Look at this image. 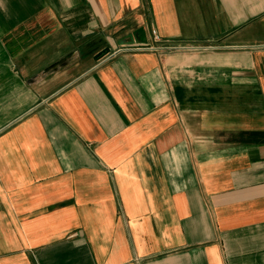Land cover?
<instances>
[{
    "label": "crops",
    "instance_id": "0c3cea01",
    "mask_svg": "<svg viewBox=\"0 0 264 264\" xmlns=\"http://www.w3.org/2000/svg\"><path fill=\"white\" fill-rule=\"evenodd\" d=\"M0 264H264V0H0Z\"/></svg>",
    "mask_w": 264,
    "mask_h": 264
},
{
    "label": "built area",
    "instance_id": "2783aa9c",
    "mask_svg": "<svg viewBox=\"0 0 264 264\" xmlns=\"http://www.w3.org/2000/svg\"><path fill=\"white\" fill-rule=\"evenodd\" d=\"M153 43H144V42H137L133 40L132 42L125 43L121 45L117 50L112 53H109V57L114 56L119 53L124 52H187V51H197L200 49H204L207 47H202L194 44L188 43H177L174 41L168 43H162L158 37L153 35ZM214 48V47H210ZM216 48V47H215Z\"/></svg>",
    "mask_w": 264,
    "mask_h": 264
},
{
    "label": "water",
    "instance_id": "95a60500",
    "mask_svg": "<svg viewBox=\"0 0 264 264\" xmlns=\"http://www.w3.org/2000/svg\"><path fill=\"white\" fill-rule=\"evenodd\" d=\"M140 34H142V38L140 39V41L144 42L146 40V38L143 36V30L141 29L139 31ZM111 51H107L106 53L109 54ZM104 53H100L99 57H101Z\"/></svg>",
    "mask_w": 264,
    "mask_h": 264
}]
</instances>
